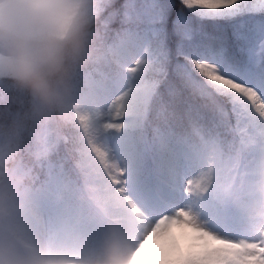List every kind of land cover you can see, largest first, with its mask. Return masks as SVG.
I'll list each match as a JSON object with an SVG mask.
<instances>
[{"label":"snow or ice","instance_id":"6c2138e0","mask_svg":"<svg viewBox=\"0 0 264 264\" xmlns=\"http://www.w3.org/2000/svg\"><path fill=\"white\" fill-rule=\"evenodd\" d=\"M96 11L115 43L81 74L74 102L110 190L145 216L187 219L205 239L185 264H264L252 183L264 172V122L240 102L264 104V0H99ZM44 150L16 228L33 250L85 246L68 202L81 174L64 143ZM225 173L231 183L218 188Z\"/></svg>","mask_w":264,"mask_h":264},{"label":"clouds","instance_id":"9594fccd","mask_svg":"<svg viewBox=\"0 0 264 264\" xmlns=\"http://www.w3.org/2000/svg\"><path fill=\"white\" fill-rule=\"evenodd\" d=\"M99 0H0V264H185L204 237L189 221L145 216L112 192L104 166L90 151L74 102L81 74L111 59L115 43L98 26ZM264 122V104L242 97ZM65 144L81 174L82 191L69 194L81 247L22 238L16 222L46 165V142ZM231 183L221 174L218 188ZM264 202V172L254 180ZM239 187L237 183L236 188ZM203 227V223L199 222Z\"/></svg>","mask_w":264,"mask_h":264}]
</instances>
